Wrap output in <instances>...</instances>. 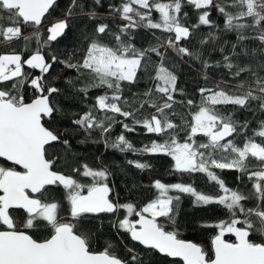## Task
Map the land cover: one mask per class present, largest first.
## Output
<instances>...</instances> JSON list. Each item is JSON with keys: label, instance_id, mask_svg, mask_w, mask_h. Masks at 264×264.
<instances>
[{"label": "snow or ice", "instance_id": "snow-or-ice-1", "mask_svg": "<svg viewBox=\"0 0 264 264\" xmlns=\"http://www.w3.org/2000/svg\"><path fill=\"white\" fill-rule=\"evenodd\" d=\"M56 2L0 0V37L4 42L23 37L27 49L32 37L23 36L21 25H34L38 29ZM93 2L99 5L101 0ZM185 6L199 10L198 23L186 25L182 22L188 16L187 12L182 14ZM109 7L128 22L121 28L122 34L144 27L160 29L171 35L163 42L157 38V44L146 49L137 48L130 40L122 39L121 35L115 36L116 46H110L94 35L80 59L75 62L71 58L61 61L66 68L77 72L82 69L93 74L94 80L77 89L78 92L87 96L92 88L111 90V94L104 91L98 95L95 103L72 123L88 135L98 130L105 137L106 147L120 152L167 155L174 161L176 172L204 173L210 182L218 186L217 193L210 195L198 191L192 184H165L157 179L152 186L158 195L137 209L134 203L121 204L110 199L113 189L109 185L112 175L109 168L69 163V171L65 173L60 167L62 158L53 151L56 143L65 146V152L70 149V144L45 124L54 114L62 112L56 101L62 89L52 85L46 75L57 57L51 56L49 62L43 49L64 35L69 28L68 17L75 15L73 9L82 8L80 0H71L65 18L47 28V39L27 58L15 49L0 54V158L12 164L11 167L0 164V264H142L140 254L133 248L127 249L131 254L129 260L119 257L112 244L103 251L93 248L92 237L82 225L89 214L101 213L117 214L112 226L127 233L132 241L169 257H179L184 264H264V242L250 239L254 233L264 236V140L256 142L249 137L242 146H238L234 139H227L233 134L240 135L248 127V122L241 123L225 116L216 107L231 104L239 109L264 113V47L258 50L261 58L254 66H251V61L248 65L236 64L233 63V56H224L225 66L230 71L235 69L232 73L235 77L244 73L248 78L242 80L238 90L232 94L223 89L201 88V101L192 115L184 142L178 139L181 126L170 118L176 115L174 104L177 101L173 94L182 90L177 88L176 74L166 66L167 49L181 58H199L197 52L191 51L181 41L196 39L202 25H214L210 19L212 9L224 16V30L235 31L238 43L255 39L264 45V0H122L118 6ZM229 8L237 10L229 11ZM153 11L159 13L158 21L153 20ZM88 15L96 17L95 11ZM248 18H251L250 21ZM5 19L9 21V26H4ZM107 29L108 25L101 23L95 33L105 34ZM245 30L255 35L246 36ZM32 35L39 43L41 33L37 30ZM208 38L216 39L212 32L208 33ZM199 42L203 45L207 40L200 39ZM235 48L236 45H232L233 55L237 58L252 54L246 47L241 52H235ZM152 53L159 58L154 76L149 74L154 65ZM25 65L30 70H39V75L25 72ZM203 66L208 68L211 65L205 60ZM138 73L148 76L153 81V87L142 94L133 93L131 98H124L127 86L135 85L143 78ZM8 81L12 83L5 85L4 82ZM25 84L33 89L30 101L25 100L21 91ZM254 101L257 102L255 109L252 108ZM193 103L191 99L186 101L187 105ZM146 106L154 111L148 112ZM129 118L131 123H126ZM116 123L129 132L135 131V125H140L147 133L167 138L136 149L120 134L109 145L107 135ZM198 134L207 137L208 141L197 143L194 138ZM254 135L264 138V120L259 121ZM250 157L260 162L257 170H249L247 162ZM128 163L141 170L151 167L139 161ZM213 169L237 170L247 174L248 179L253 181L254 191L246 195L238 189L229 188ZM81 178L90 182H82ZM55 187L64 190L67 208L55 197ZM180 194L192 196L194 206L217 204L228 211V219L201 225L218 229L212 239V255L200 245L180 238L178 231L166 230L165 224L160 222L159 218L163 217L175 224ZM251 197L255 198L256 204L246 207L243 202ZM121 209L126 210L122 219L119 218ZM17 210L24 212L20 221L17 220ZM38 229H46L48 234L34 238L30 231ZM228 234L235 237L234 242L225 239Z\"/></svg>", "mask_w": 264, "mask_h": 264}, {"label": "trees", "instance_id": "trees-1", "mask_svg": "<svg viewBox=\"0 0 264 264\" xmlns=\"http://www.w3.org/2000/svg\"><path fill=\"white\" fill-rule=\"evenodd\" d=\"M122 0H101L99 5L94 4L93 0H80L82 8H75L73 11L75 15L68 17L69 28L66 29L63 36L59 37L57 41L51 42L50 47H46L43 51L49 59L55 55L57 57L56 63L53 64L49 73L46 74L50 78L52 85L62 89V94L56 97V101L62 109L61 113L53 115L51 120H46L47 127L56 130L62 137L67 139L70 144V149L65 152V146L56 143L53 150L54 153L61 157L60 167L68 173L69 163L79 165L86 163L93 168L107 167L110 169L112 175L109 177V185L113 189L110 193V199L114 202L118 200L123 203H134L137 209L143 207L147 202L153 200L158 195V191L152 186L157 179L165 184L185 183L192 184L198 191L206 194L215 195L218 186L215 182H210L204 173H179L174 170V161L171 157L164 154H148L145 152H120L110 146L105 145V137H102L98 130L93 131L91 135L85 133L78 126L74 125L72 121L78 119L88 110L90 105L95 103V98L111 90L92 88L88 91L87 96L77 91V89L84 87L85 84H90L94 80L93 74L85 70L77 72L75 69L66 68L61 61L71 58L73 62L80 59L84 54V49L89 46V39L94 35H98L99 39L110 46H116V35H121L122 39H128L139 49H146L157 44V38L160 42L171 34L165 33L160 29H147L144 27H137L129 30L127 33H121V28L128 22L122 20L119 13L112 12L110 5L118 6ZM167 2V0H163ZM71 3V0H57L53 9H50L46 14L41 25L37 29L34 25H21L23 36H31L32 39L28 42V48L24 47L23 37L15 39L11 42H4L0 37V54L10 52L15 49L16 52H23L25 57L47 39V28L54 22L64 19L66 11ZM229 11H236L237 9L229 8ZM95 11L96 17L91 18L88 13ZM187 12L188 16L182 22L187 24L198 23L199 10L192 6H185L182 9ZM152 18L154 21L159 20V13L153 11ZM210 19L214 21L213 26H201L198 29L196 39L181 41L184 46L191 51L199 54V58H183L176 55L171 50H166V66L169 67L177 76V88L182 91L174 93L175 100L174 110L175 116H170L173 122L179 124L181 127L178 130V139L184 142L188 135V126L192 122V115L198 110L201 95L199 90L201 88L214 89L218 84H227L234 88L241 83L242 80L247 79V75L242 73L240 77H235L231 71L225 66L224 56H233V63L240 65H248L251 61V66H254V57L256 52L264 45H261L258 40L247 39L243 42H237V33L235 31L224 30L225 18L217 10L212 9ZM249 21L251 18H248ZM106 23L108 29L105 34H96V27ZM4 26H9V21H3ZM41 33L39 43L37 38L32 34L36 31ZM212 32L216 39H209L208 33ZM153 33L155 35H153ZM244 35L253 36L255 33L250 30H245ZM200 39L207 40L206 44H200ZM232 45H236L235 52H241L242 48L246 47L252 54L241 55L239 58L233 55ZM223 49V51H221ZM165 51V49H161ZM151 60L154 62L153 67L149 69V74L155 75V64L158 63L159 58L155 53L151 54ZM207 61L208 68L203 66V61ZM25 72L31 71L33 75H39V70H30L27 65L24 66ZM142 76L139 82L135 85L127 86L124 92V98H131L133 93L139 95L146 89L153 87V81L143 73H138ZM12 82H4L5 85H10ZM31 87L25 84L21 90L26 101L33 98ZM154 95H158L155 94ZM191 99L194 101L193 105H187L186 101ZM135 103V101H133ZM257 102H252V108L255 109ZM225 116H231L233 119L241 123L247 121L248 127L244 129L240 135L233 134V137L227 139H234L238 146L249 138H253L256 142H261L264 138L254 135V130H258L260 120H264V113L260 111H248L239 109L238 106L231 104L216 106ZM148 112L154 111L146 106ZM118 119H123L118 117ZM131 123V119L125 121ZM135 131L129 132L123 129L122 125L116 123L111 132L107 135L109 145L115 141L116 138L123 134L128 141H130L134 148L142 149L145 145H150L152 141L163 142L167 137H161L154 133H147L140 125H135ZM197 143L208 141L207 137L198 134L194 138ZM226 142V141H224ZM128 161H139L148 163L150 168L141 170L136 168ZM1 163V162H0ZM249 170H257L260 162L254 158H249L247 162ZM1 164H5L2 162ZM224 180L225 184L232 189H238L246 195H250L253 189V181L248 179L247 174L240 173L237 170H219L213 169ZM82 182H90L87 178H81ZM51 187V186H50ZM55 197L63 203L67 208V201L65 199L64 190L61 187L53 188ZM176 195L178 193H170ZM181 200L175 216V224L167 221L165 218H159L161 223H164L166 230H175L179 232L180 238L190 240L193 243L200 245L209 255H212L211 241L217 234L218 229L214 227H202L203 223H215L219 220L229 218L228 211L220 205L209 204L207 206H194V198L188 194H180ZM246 207H254L256 200L251 197L249 200L243 202ZM67 217V212L64 213ZM126 215V210L119 211V218L122 219ZM24 218L23 211H17V220ZM136 217H133L135 219ZM243 218V217H241ZM117 219V214L101 213L98 215L89 214L87 220L82 225L83 229L88 231L92 237V246L96 251H103L109 244L113 245V250L122 259L129 260L130 255L128 248H133L136 253L140 254L142 264H182L181 261L170 259L166 256L159 255L152 249H146L139 244L133 242L130 236L114 228L112 225ZM37 231L31 230L30 234L36 237ZM225 239L234 241L231 234H228ZM254 242H264V236L253 234L250 236Z\"/></svg>", "mask_w": 264, "mask_h": 264}, {"label": "rangeland", "instance_id": "rangeland-1", "mask_svg": "<svg viewBox=\"0 0 264 264\" xmlns=\"http://www.w3.org/2000/svg\"><path fill=\"white\" fill-rule=\"evenodd\" d=\"M54 23H55V22H54ZM52 24H53V23H52ZM52 24H51V25H52ZM51 25H50V26H51ZM260 58H261V54H260L259 51H257L256 54H255V57H254V63L258 62V61L260 60ZM217 86H219V87H217ZM217 86H216L213 90L218 91V90H220V89H223V90L229 92V94H232V92H235V91L238 90L237 88H234V87L229 86V85H227V84H218Z\"/></svg>", "mask_w": 264, "mask_h": 264}, {"label": "flooded vegetation", "instance_id": "flooded-vegetation-1", "mask_svg": "<svg viewBox=\"0 0 264 264\" xmlns=\"http://www.w3.org/2000/svg\"><path fill=\"white\" fill-rule=\"evenodd\" d=\"M0 162L2 163V162H4L5 164H4V166H6V167H11L12 165H10V164H8L7 162H5L4 160H2V159H0ZM0 163V164H1ZM11 211V210H10ZM17 211H23V210H17ZM35 231H37L36 233H35V235L36 236H39V237H44V236H46L47 234H48V232H47V230L46 229H38V230H35ZM35 238V237H34Z\"/></svg>", "mask_w": 264, "mask_h": 264}, {"label": "water", "instance_id": "water-1", "mask_svg": "<svg viewBox=\"0 0 264 264\" xmlns=\"http://www.w3.org/2000/svg\"><path fill=\"white\" fill-rule=\"evenodd\" d=\"M50 11V10H49ZM0 159H2V158H0ZM3 160V159H2ZM6 162V161H5ZM8 164H10V165H12L11 164V162H7ZM233 236V235H232ZM233 238H234V241H235V237L233 236ZM186 240V239H185ZM187 241H190V240H187ZM233 241V242H234ZM133 242H135V241H133ZM190 242H192V241H190ZM135 243H137V244H139L138 242H135ZM140 245V244H139ZM211 245H212V241H211ZM140 246H142V245H140ZM142 247H144V246H142ZM145 248V247H144ZM153 250V249H152ZM154 251H156L159 255H161V256H166V257H168V258H170V259H175V260H179V261H181L182 262V264H184V262H183V260L181 259V258H179V257H169V256H167L166 254H162V253H159V251L158 250H154Z\"/></svg>", "mask_w": 264, "mask_h": 264}, {"label": "built area", "instance_id": "built-area-1", "mask_svg": "<svg viewBox=\"0 0 264 264\" xmlns=\"http://www.w3.org/2000/svg\"><path fill=\"white\" fill-rule=\"evenodd\" d=\"M33 92V91H32Z\"/></svg>", "mask_w": 264, "mask_h": 264}]
</instances>
